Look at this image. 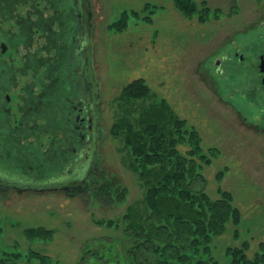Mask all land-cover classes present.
Instances as JSON below:
<instances>
[{
  "label": "rangeland",
  "instance_id": "374dc122",
  "mask_svg": "<svg viewBox=\"0 0 264 264\" xmlns=\"http://www.w3.org/2000/svg\"><path fill=\"white\" fill-rule=\"evenodd\" d=\"M191 1L195 12L185 14L174 0H87L81 9L87 24L84 56L87 81L97 91L99 107L88 171L99 167L100 182L105 185L101 189H118L122 200L93 196L79 187L76 176L68 178L69 173L54 171V160H45L47 172L28 173L36 182L34 188L14 183L18 188L0 190V264H84L88 258L87 264H96L97 258L109 252L121 264H133L128 257L134 238L128 235V221L129 215L139 212L143 217L146 212L143 168L141 158L124 142L123 132L113 133L117 124L127 130L126 122L138 131L142 120H154L166 131L173 125L177 150L186 156L191 149L189 132L195 130L201 152L195 156L194 171L202 179V183L195 180L196 189L202 185L214 200L220 191L227 192L240 211V222L228 223L201 256L227 264L229 248L246 242L248 257L264 248V95L251 94L253 100L241 95L240 85L253 77L246 65L255 53L243 51L247 57L243 63L234 58L215 65L231 47L241 49L264 35V0ZM73 2L74 9L77 4ZM43 5L40 1V9ZM49 10L46 15L52 14ZM124 13L125 25L119 30L114 24ZM33 38L36 41L37 35ZM2 41L6 42L0 34ZM21 65L20 61L15 64ZM31 70L17 77L21 85L32 81ZM137 82L148 93L126 96L125 87ZM154 110L164 115L158 120ZM173 117L183 121L182 130L171 125ZM42 138L46 146L50 139ZM5 165L2 168L0 162V184H9L3 181V173L18 180L14 182H30ZM27 165L29 171L32 164ZM52 175L58 183L43 187ZM65 175L61 185L59 178ZM38 229L51 231L50 236L43 237ZM29 230L37 232L29 234Z\"/></svg>",
  "mask_w": 264,
  "mask_h": 264
},
{
  "label": "flooded vegetation",
  "instance_id": "af4514ba",
  "mask_svg": "<svg viewBox=\"0 0 264 264\" xmlns=\"http://www.w3.org/2000/svg\"><path fill=\"white\" fill-rule=\"evenodd\" d=\"M40 1L46 4L43 9L39 7ZM73 3L77 4L74 9L70 0H0V34L6 41L0 43V162L2 168L6 164V169L20 172L22 179H31L30 182H14L18 180L13 181L3 173V181L9 184H0L2 191L18 188L12 185L14 183L25 186L24 189L34 188L36 182L28 173L32 170L41 174L47 172V160L58 161L57 164L51 162L52 168L67 172L68 176L83 172L91 180L92 175L96 176L101 171L99 167L88 171L89 157L93 153L91 144L96 133L93 125L96 124L99 107L97 91L91 90L87 81V59L84 56L86 43L83 36L87 24L82 7L87 0H74ZM49 7L52 14L46 15ZM67 17L71 18L72 26L69 19H65ZM56 26L59 30H55ZM35 34L36 41L33 40ZM41 40H44L43 44L38 43ZM71 46L74 51L72 59L69 58ZM231 50L215 65L234 58L243 63L247 60L245 53H255V58L246 65V68H252L253 77L240 84L244 89L241 95H249L253 100L254 95L251 94L264 95V35L256 37L251 45L245 44L241 49L231 47ZM24 51H27L26 55ZM40 51L45 56L41 57ZM19 61L22 65L15 66ZM29 67L32 69V81L21 85L17 77H22ZM57 81L61 83L57 85ZM13 91H16L14 106L11 105ZM56 125L60 127L55 129ZM45 135L50 139L46 146L42 140ZM28 163L32 164L29 171V168L25 169ZM24 175L30 178H24ZM66 177L59 178L61 185ZM54 181L58 183L52 175L42 186L53 185ZM76 181L81 183L79 187L83 186V182ZM87 184L82 188L86 189Z\"/></svg>",
  "mask_w": 264,
  "mask_h": 264
},
{
  "label": "trees",
  "instance_id": "16d2710c",
  "mask_svg": "<svg viewBox=\"0 0 264 264\" xmlns=\"http://www.w3.org/2000/svg\"><path fill=\"white\" fill-rule=\"evenodd\" d=\"M174 3L177 9L185 14L195 12V5L191 0H174ZM69 21L72 26L71 18ZM124 25L125 13L114 27L121 30ZM71 47L69 58L72 59L74 51L73 46ZM54 76L58 75L54 73ZM59 78L63 81L61 77ZM66 78L65 76L64 79ZM69 80L66 83L68 81L71 83L72 75ZM59 83L61 82H56L57 85ZM147 93L146 86H140L139 82L130 84L124 90V94L129 97H143ZM152 114L157 116L158 120L164 115L160 110H154ZM167 115L165 118L169 122L171 114ZM150 122L142 120V126L138 131H134L127 122L125 123L128 126L127 130H124L120 124L114 126L113 134L116 135V131L117 134L120 133L119 131L123 132L126 145L131 146L136 157L141 158L140 163L143 168L141 176L146 188L144 216L142 217L139 212L129 215L131 221H128L130 230L128 235L134 238L132 247L128 249V257L133 264H220L218 260L212 258L207 260L201 254L203 250L205 253L209 251L212 239L223 233L228 223L240 222V211L232 204L229 193L220 191L219 198L214 200L204 192L202 185L196 189L195 180L198 178L202 183V179L194 171L195 156L201 152L199 137L195 130L189 132L192 150L190 149L186 156L177 150L175 130L172 125L173 123L176 130L180 131L183 128V121L173 117L170 131H166V127L160 123L155 124L154 120ZM86 174L81 172L71 176H76L77 180L83 182V186L87 182L88 192L95 197L108 201L116 198L122 200V193L118 194V189H101L105 187L101 184L103 180L100 182L102 175H92L93 178L90 180ZM116 194L118 197H115ZM29 231V234L37 232V230ZM38 231L44 234L43 237H48L51 233L49 230L38 229ZM247 249L246 242L239 247L229 248L226 253L227 264H264V248L253 257L247 256ZM88 259L83 261L84 264H87ZM95 263L121 264L110 252L97 258Z\"/></svg>",
  "mask_w": 264,
  "mask_h": 264
}]
</instances>
